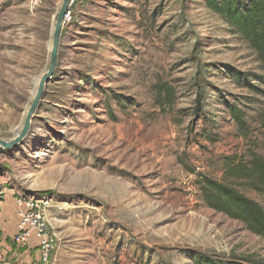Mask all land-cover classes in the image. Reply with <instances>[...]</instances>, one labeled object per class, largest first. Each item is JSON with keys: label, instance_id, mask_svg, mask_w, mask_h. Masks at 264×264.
I'll return each instance as SVG.
<instances>
[{"label": "rangeland", "instance_id": "rangeland-1", "mask_svg": "<svg viewBox=\"0 0 264 264\" xmlns=\"http://www.w3.org/2000/svg\"><path fill=\"white\" fill-rule=\"evenodd\" d=\"M64 1L0 0V139L27 128L0 148V264L22 262L12 257L23 250L19 196L46 205L58 238L50 264H264V240L206 207L197 185V174L233 184L226 159L264 157V74L248 42L207 0H71L29 119ZM224 101L244 109L248 137ZM198 104L214 140L197 136Z\"/></svg>", "mask_w": 264, "mask_h": 264}, {"label": "trees", "instance_id": "trees-1", "mask_svg": "<svg viewBox=\"0 0 264 264\" xmlns=\"http://www.w3.org/2000/svg\"><path fill=\"white\" fill-rule=\"evenodd\" d=\"M207 3L212 11L221 16L243 40L248 42L258 56L264 74V0H207ZM226 69L231 74L234 72L231 67L227 66ZM230 76L240 81L244 75L233 73ZM261 78L260 81L264 84V75ZM243 87L259 91L250 84H243ZM260 92L264 94V91ZM197 106L196 122L204 120L203 128L197 136L207 141L214 140L210 139L212 132H209L206 126L209 119L203 115L202 105ZM224 106L231 119L236 122L240 134L248 137L251 128L244 109L228 101H224ZM260 129L264 134V118ZM225 169L233 184L196 173L202 201L209 209L240 222L248 232L264 240V207L248 197L245 192L252 191L264 197V157L255 152L249 153L246 157H231L226 159ZM192 174H195V171ZM192 260L195 264H225L208 256L196 255Z\"/></svg>", "mask_w": 264, "mask_h": 264}, {"label": "built area", "instance_id": "built-area-1", "mask_svg": "<svg viewBox=\"0 0 264 264\" xmlns=\"http://www.w3.org/2000/svg\"><path fill=\"white\" fill-rule=\"evenodd\" d=\"M13 215V243L23 250L35 246L40 252L41 263L50 264L58 246V238L51 229L44 201L35 196H19L14 201Z\"/></svg>", "mask_w": 264, "mask_h": 264}, {"label": "water", "instance_id": "water-1", "mask_svg": "<svg viewBox=\"0 0 264 264\" xmlns=\"http://www.w3.org/2000/svg\"><path fill=\"white\" fill-rule=\"evenodd\" d=\"M70 1L71 0H65L64 1L63 8H62L61 13L58 17V22H57L56 30H55V34H54V43H53V48H52V54H51V66H50V69L47 72V74L44 75V77L40 80L38 91L35 95L34 101L32 103V107L29 111V115H28L29 119L31 118V115L34 113V111L37 109V107H38V105H39V103L43 97L44 87L49 82L51 76L54 73L56 63H57V57H58V44H59L60 29H61V25L63 23L64 17L67 14ZM26 132H27V128L25 129L23 135H21L17 140H15L13 142H6V141H3L0 139V148H4V149L14 148L25 138Z\"/></svg>", "mask_w": 264, "mask_h": 264}, {"label": "crops", "instance_id": "crops-1", "mask_svg": "<svg viewBox=\"0 0 264 264\" xmlns=\"http://www.w3.org/2000/svg\"><path fill=\"white\" fill-rule=\"evenodd\" d=\"M12 230H13V235H14L15 228L13 226H12ZM1 232L2 231L0 230V236H1L0 239H2V242H3L4 241V237L3 236L5 235V233H1ZM1 245H3V244L1 243ZM3 247L9 249L10 245H6V246L3 245ZM29 248H30L29 250H22L20 252L12 254V257H16V258H18V260L21 259L22 260L21 264H24V262H28L27 264H29V262L31 260L35 259V258H36L35 260L41 262L40 261V252H39V250L36 249L35 246H30ZM19 250H21V249H19ZM10 251H11V249H10ZM2 252L4 254V250ZM17 264H19V262Z\"/></svg>", "mask_w": 264, "mask_h": 264}, {"label": "bare ground", "instance_id": "bare-ground-1", "mask_svg": "<svg viewBox=\"0 0 264 264\" xmlns=\"http://www.w3.org/2000/svg\"><path fill=\"white\" fill-rule=\"evenodd\" d=\"M57 22H58V20H57ZM63 24V23H62ZM36 95V94H35ZM35 95H34V97H35ZM16 133V132H15ZM113 181H111V180H107V181H105V180H101V181H98V183L96 184V186L100 189V190H109V191H112V188H111V186L113 187V183H112ZM118 189H119V192H120V195H122V193H123V186L122 185H119L118 186V188H117V191H118Z\"/></svg>", "mask_w": 264, "mask_h": 264}]
</instances>
